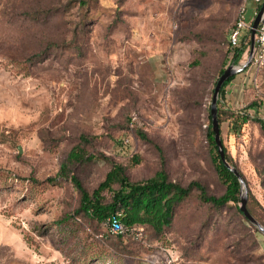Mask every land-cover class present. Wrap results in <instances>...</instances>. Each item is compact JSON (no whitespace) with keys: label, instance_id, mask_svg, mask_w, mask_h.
<instances>
[{"label":"rangeland","instance_id":"374dc122","mask_svg":"<svg viewBox=\"0 0 264 264\" xmlns=\"http://www.w3.org/2000/svg\"><path fill=\"white\" fill-rule=\"evenodd\" d=\"M254 0H0V264H264V232L230 203L182 202L159 239L110 235L82 215L70 180L35 184L85 145L94 159L73 168L90 192L112 164L132 181L165 169L182 185L219 195L206 139L214 87L231 64L229 36ZM254 20V19H253ZM247 58L243 56L238 68ZM222 98V137L264 221V79L234 73ZM141 134H144V138ZM139 162H135V160ZM65 225V226H64ZM264 225V224H263ZM106 264H111L109 263Z\"/></svg>","mask_w":264,"mask_h":264},{"label":"trees","instance_id":"16d2710c","mask_svg":"<svg viewBox=\"0 0 264 264\" xmlns=\"http://www.w3.org/2000/svg\"><path fill=\"white\" fill-rule=\"evenodd\" d=\"M251 31L249 30L243 37L239 46H232L229 42L230 61L229 64H239L243 56L247 58L251 49ZM226 68L220 70L221 74ZM236 77L235 74L230 76L223 84L219 98H218V121L220 125L221 139L225 151V155L229 163L236 166L243 175L245 182L246 178L240 168L232 161V157L228 153L224 145L222 137V98L224 96L225 87ZM260 104L257 101L251 102L248 107L256 110L255 115H251L247 110L242 112H233L235 120L233 122V129L239 133L242 125L253 119L259 123V126L264 133V118L258 112ZM209 123L207 125L206 139L209 146V156L216 172L219 182L224 186L221 194H210L206 187L198 181H192L185 186L178 182L172 181L168 178L165 169L158 170L154 176L143 181H132L126 173V168L122 164L114 163L105 178L98 184L92 192L86 189L78 176L72 173L73 168L78 164L94 159L83 144L90 142V137L87 135L81 136L80 144L72 147L67 153L65 160L62 162L59 171L54 176H49L41 181L32 178L35 184H56L60 180H70L80 194V205L73 214H67L63 218L57 220L56 225L68 224L70 218L82 215L97 222H109V219L116 218L124 226V232L110 235L117 237H132L138 232L139 228L145 232L150 230L153 237L159 239L172 227L178 206L189 198L194 189L200 191L199 198L202 202L210 203L219 208L226 207L230 203L236 205V209L242 217H244L250 225L259 231L257 226L252 224L244 213L240 210L241 203V183L236 174L229 169L222 161L218 147L214 138V131L212 129L211 113H209ZM144 138L146 136L141 134ZM139 162V160H135ZM248 191L247 208L253 216L264 224L263 219L258 212L250 205V195ZM65 226V225H64ZM97 261H102L103 264L111 262L115 264L118 262L116 258H102L99 257Z\"/></svg>","mask_w":264,"mask_h":264},{"label":"built area","instance_id":"2783aa9c","mask_svg":"<svg viewBox=\"0 0 264 264\" xmlns=\"http://www.w3.org/2000/svg\"><path fill=\"white\" fill-rule=\"evenodd\" d=\"M254 1L256 2L257 6L252 12L251 19L246 18L244 9L230 33L229 42L232 46H239L244 35L251 29L253 19H255L260 10V6L263 3V0ZM246 67H251L254 69L255 84L258 83L259 79H264V15L258 25L255 35V44L253 47L251 46L248 59L243 63L242 66H239L238 68L240 71L245 69ZM107 224L110 232L114 234L124 232L123 224L116 218L109 219V222ZM142 236L143 229L139 228L138 232L134 234V237H138L139 239H141Z\"/></svg>","mask_w":264,"mask_h":264},{"label":"water","instance_id":"95a60500","mask_svg":"<svg viewBox=\"0 0 264 264\" xmlns=\"http://www.w3.org/2000/svg\"><path fill=\"white\" fill-rule=\"evenodd\" d=\"M263 15H264V1L261 5V8H260L258 14L256 15L255 19L253 20V23H252V26L250 29L251 30V40H252L251 46L252 47L255 44L256 31H257L258 25H259ZM237 71H239V68H237L234 64H231L230 66H228L224 70V72L220 75V77L218 78V80L216 82V85L214 87L211 107H210V113H211V119H212V129L214 131L215 142H216V145L218 147V151H219V154H220L222 161L224 162V164L229 169H231L236 174V176L238 177V179L241 183L242 191H241V195H240V197H241L240 210L244 213L246 218H248V220L252 224L257 226L261 231L264 232V225L261 224L253 216V214L249 211V209L247 208L248 191L246 188L245 179H244L243 175L241 174V172L239 171V169L236 166L229 163V161L227 160L226 155H225V151H224V147H223V143H222V139H221L220 125H219V121H218V98H219L220 90H221L224 82L230 76H232L234 73H236Z\"/></svg>","mask_w":264,"mask_h":264},{"label":"crops","instance_id":"0c3cea01","mask_svg":"<svg viewBox=\"0 0 264 264\" xmlns=\"http://www.w3.org/2000/svg\"><path fill=\"white\" fill-rule=\"evenodd\" d=\"M264 1V0H263ZM260 8H261V6H260ZM251 17H252V14L250 15V17L248 18V19H251Z\"/></svg>","mask_w":264,"mask_h":264}]
</instances>
